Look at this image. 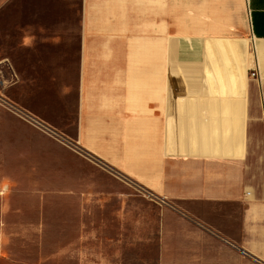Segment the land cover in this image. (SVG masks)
Returning <instances> with one entry per match:
<instances>
[{
  "label": "crops",
  "instance_id": "obj_1",
  "mask_svg": "<svg viewBox=\"0 0 264 264\" xmlns=\"http://www.w3.org/2000/svg\"><path fill=\"white\" fill-rule=\"evenodd\" d=\"M56 1L0 0L5 209L33 187L45 196L54 143L91 188L80 201L109 209L115 250L132 236L147 248L131 203L155 199V264H264V0H80L74 101L53 106L36 44L67 26Z\"/></svg>",
  "mask_w": 264,
  "mask_h": 264
},
{
  "label": "rangeland",
  "instance_id": "obj_2",
  "mask_svg": "<svg viewBox=\"0 0 264 264\" xmlns=\"http://www.w3.org/2000/svg\"><path fill=\"white\" fill-rule=\"evenodd\" d=\"M56 2L67 6V26L64 31L55 32L53 29L55 40L51 43L36 44L40 74L50 79L51 94L47 92L45 98L48 102L52 101L53 106L74 101L80 24V0ZM43 87L40 89L43 90ZM67 88H70V93L66 91ZM60 135L59 140L71 147L75 144L72 139L64 140L59 132ZM52 150L51 187L46 189L45 196L39 194L42 193L41 188L33 187L30 194L19 197L24 202L12 201L10 207L5 209L2 200H13L12 191L11 188L0 189V264H140L141 255L147 256L148 264H155L158 235L152 230L160 227V200H134L131 203V210L143 211L142 216L148 217L143 221L152 228L148 231L147 248L136 249L135 236H132V243L120 241L119 250H115V245L110 243L115 236H110L107 230L108 226L116 224L110 219L109 209H103L101 214H93L96 203L86 198L80 201L82 195L91 196L92 191H85L91 188H78L74 181L75 172L68 170V167L75 168L79 164L77 159L65 147L54 143ZM85 172L90 175L92 171L89 167L85 168ZM97 179L102 182L101 190L108 191L103 194L113 193L110 189L118 188L107 186L111 179L107 174L100 173ZM106 205L113 206L112 203ZM138 221V217L133 219V222ZM98 224L99 234L94 233V227ZM120 236L125 237L123 231Z\"/></svg>",
  "mask_w": 264,
  "mask_h": 264
}]
</instances>
